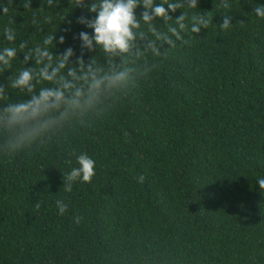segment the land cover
I'll return each instance as SVG.
<instances>
[{
  "label": "trees",
  "instance_id": "16d2710c",
  "mask_svg": "<svg viewBox=\"0 0 264 264\" xmlns=\"http://www.w3.org/2000/svg\"><path fill=\"white\" fill-rule=\"evenodd\" d=\"M58 2L67 14L69 0ZM218 2L200 0L214 16L210 29L169 52L105 113L0 157V264H264L256 184L264 177V20L252 14L261 0ZM224 14L237 23L221 31ZM94 15L69 12L54 54L72 47L73 62L81 56L79 33L91 30L76 20ZM94 55L85 50L83 59ZM82 152L95 159V176L65 193L63 173Z\"/></svg>",
  "mask_w": 264,
  "mask_h": 264
},
{
  "label": "clouds",
  "instance_id": "9594fccd",
  "mask_svg": "<svg viewBox=\"0 0 264 264\" xmlns=\"http://www.w3.org/2000/svg\"><path fill=\"white\" fill-rule=\"evenodd\" d=\"M199 2L69 0L65 14V9L57 11L58 0H43L38 10L31 8L32 0H21L19 6L13 0H0V77L8 74L6 80L0 79V157L43 146L74 123L83 124L113 107L169 52L179 45L189 46L193 38L198 39L196 34L210 29L212 11L200 10ZM79 7L95 15L76 20L91 31L79 33L82 55L73 62L72 47L59 55L54 50L57 43L65 44V36H57L60 26L70 25L66 17ZM217 7L231 9V0H219ZM139 8L143 11L138 17ZM252 14L264 20V0L255 4ZM17 16L25 17V23L17 24ZM222 16L223 22L216 24L221 31L237 23H232L230 14ZM85 50L96 53L88 63L83 59ZM11 94L25 98L13 100ZM95 167V159L86 152L76 155L75 166L63 173L62 190L71 193L74 184L90 183ZM145 179L137 177L138 183ZM256 184L264 190V177H258ZM55 207L59 215L68 211L63 199H57ZM75 220L79 223L80 218Z\"/></svg>",
  "mask_w": 264,
  "mask_h": 264
}]
</instances>
